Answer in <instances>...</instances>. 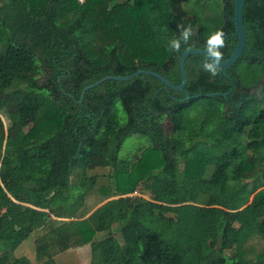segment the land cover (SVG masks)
Segmentation results:
<instances>
[{"label":"trees","instance_id":"1","mask_svg":"<svg viewBox=\"0 0 264 264\" xmlns=\"http://www.w3.org/2000/svg\"><path fill=\"white\" fill-rule=\"evenodd\" d=\"M189 1L0 0V92L32 122L0 144V264H18L12 251L44 226L38 260L90 244L93 264H264V0L245 3L246 47L230 78L191 54L184 91L141 74L106 79L81 99L86 86L141 69L181 84L182 54L206 49L216 31L228 59L235 0L173 11ZM188 26L174 54L169 42ZM18 84L37 93L24 98ZM134 134L148 143L121 158ZM99 154L115 185L108 198L119 197L87 209L83 192L72 203V176L82 172L80 189L94 184L89 157ZM140 186L150 199L132 195Z\"/></svg>","mask_w":264,"mask_h":264},{"label":"rangeland","instance_id":"2","mask_svg":"<svg viewBox=\"0 0 264 264\" xmlns=\"http://www.w3.org/2000/svg\"><path fill=\"white\" fill-rule=\"evenodd\" d=\"M220 1V0H216ZM193 0L189 2H179L174 4L173 11H189L192 8ZM225 18H219V23L223 24ZM44 78L41 76V82H43ZM21 85V84H18ZM16 90L15 87L9 90L12 92ZM21 94H25L24 98L30 97L37 93L35 89L29 88L27 85L22 84L20 86ZM7 94H2L0 92V144L4 145L6 142V138L8 136L13 135L19 130H25L32 125V122L26 118H24L19 111L20 102L18 100L12 99ZM23 98V99H24ZM120 114L119 119L120 123L123 124L127 120V114L122 109L121 105H119ZM163 123L165 127L166 134H172L173 127L167 115L163 117ZM4 140V141H3ZM148 143V139L145 136L134 134L128 138H126L123 149L120 152L121 158L132 157L138 150L141 145H146ZM91 179H94V184L91 182L86 183L82 189H80L79 185L83 180L82 172L80 170H75L72 176V184L74 185L73 197L74 200L72 203H75L80 193H84L86 195L85 200V208L88 209V206L91 207L96 203L102 204L106 200H110L112 198H118L119 196H109L115 193V185L111 180V169L107 165L106 159L104 155H92L89 157V166H88V176ZM90 181V180H89ZM93 186H91V184ZM143 196L147 199H150V194L148 192L143 191L142 186L138 187V190L132 194ZM47 232V227H42L38 230H35L31 235L26 238L18 247H16L12 254L18 264H87L88 260H83L80 262L78 259V255L82 254V256L89 255L90 244L83 246V249L78 250L79 248L68 250L61 253H54V256L50 258H45L43 260L37 259V240L39 237L43 236ZM114 235L122 241V235L117 228V224L114 225L113 230ZM108 236V232H99L97 234L98 239L104 238ZM80 262V263H79ZM93 264V263H92Z\"/></svg>","mask_w":264,"mask_h":264},{"label":"water","instance_id":"3","mask_svg":"<svg viewBox=\"0 0 264 264\" xmlns=\"http://www.w3.org/2000/svg\"><path fill=\"white\" fill-rule=\"evenodd\" d=\"M246 1L247 0H235V9H234L235 11H234V16L232 17V20L235 23L236 37H237L238 41H237V45L234 48L230 57L228 59H222L221 60L220 69H222L224 71V73L226 74V76H228L229 78H230V76L227 73V70L239 59V57L242 55V53L244 52V49L246 47L247 34H246L244 18H243V12H244V7H245ZM191 54L204 55L206 57V59H208L207 54H206V49H189V50L185 51L182 54V57H181L180 63H179L181 76H182V82L179 85L172 83L170 80H168L165 76H163L159 72H155V71L149 70V69H141V70H138V71H136L130 75L106 76V77L102 78L100 81H97L96 83H93V84L86 86L82 91V98L81 99L84 98L87 90L95 87L96 85L100 84L102 81H104L106 79L128 80V79H131V78L138 76V75H141V74L152 75V76L158 78L159 80H161L167 87H170L171 89H174V90L184 91L186 83H187L185 61H186L187 57ZM224 96H228V93H224ZM187 99H190V96H187Z\"/></svg>","mask_w":264,"mask_h":264},{"label":"clouds","instance_id":"4","mask_svg":"<svg viewBox=\"0 0 264 264\" xmlns=\"http://www.w3.org/2000/svg\"><path fill=\"white\" fill-rule=\"evenodd\" d=\"M192 37L191 26L182 27L180 37L169 42V49L174 54L182 51V45H187ZM224 33L221 31L214 32L206 41V54L208 59L203 62L202 67L211 75L216 76L221 67L222 53L221 48L224 47Z\"/></svg>","mask_w":264,"mask_h":264},{"label":"crops","instance_id":"5","mask_svg":"<svg viewBox=\"0 0 264 264\" xmlns=\"http://www.w3.org/2000/svg\"><path fill=\"white\" fill-rule=\"evenodd\" d=\"M99 207V206H98ZM97 207V208H98ZM96 208V209H97ZM95 209V210H96ZM76 249V248H75ZM81 249H83V247H80L78 250H81ZM69 250H73V249H69ZM76 255H78L79 257H78V259H79V261L80 262H83L84 263V261L83 260H88V262H87V264H92V251H91V245H90V251H89V255L88 256H86V255H84V256H82V254L80 253V254H76ZM79 262V263H80Z\"/></svg>","mask_w":264,"mask_h":264},{"label":"built area","instance_id":"6","mask_svg":"<svg viewBox=\"0 0 264 264\" xmlns=\"http://www.w3.org/2000/svg\"><path fill=\"white\" fill-rule=\"evenodd\" d=\"M85 0H79L80 3H83Z\"/></svg>","mask_w":264,"mask_h":264}]
</instances>
